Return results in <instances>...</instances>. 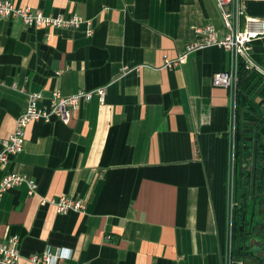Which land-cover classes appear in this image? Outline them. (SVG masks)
Wrapping results in <instances>:
<instances>
[{
  "label": "crops",
  "instance_id": "1",
  "mask_svg": "<svg viewBox=\"0 0 264 264\" xmlns=\"http://www.w3.org/2000/svg\"><path fill=\"white\" fill-rule=\"evenodd\" d=\"M11 1L82 21L0 18V139L32 93L42 108L53 92L104 88L105 97L94 93L67 124L52 116L25 127L21 151L0 169L21 178L0 201V241L18 238L21 264L46 250L68 255L57 264H228L234 97L211 80L234 55L186 49L206 24L224 35L214 0ZM239 6L238 30L262 31L249 43L260 63L264 0ZM62 195L85 208L57 212Z\"/></svg>",
  "mask_w": 264,
  "mask_h": 264
},
{
  "label": "built area",
  "instance_id": "2",
  "mask_svg": "<svg viewBox=\"0 0 264 264\" xmlns=\"http://www.w3.org/2000/svg\"><path fill=\"white\" fill-rule=\"evenodd\" d=\"M217 10L219 12L224 35L219 36L217 28L213 24H206L199 28L196 32V38L186 47L187 51L204 48L209 45H217L225 49L233 51L234 64L232 69L215 71L212 76L213 86L223 88H230L234 97V103L231 113V128L232 138L235 131V125L239 118V110L236 104V63L237 57L243 58L247 67H254L256 71L264 73V56L259 64L253 62L251 57V45L249 44L261 32L256 30H238L239 17L243 15L239 0H214ZM0 18L19 19L23 24L31 27L44 26L49 27H66L76 28L82 21V18L76 14L70 16L58 15H44L39 10H33L30 7H20L12 3L11 0H0ZM89 29L87 34L92 32ZM177 60H164V67L172 68ZM96 94L100 102L104 101L105 90L98 88L95 91L77 90L69 96H63L58 92H53L49 106L42 108L38 106L41 95L32 93L29 95L28 105L16 117L14 129L6 138L0 139V169L4 170L9 158L19 153L24 143V129L35 120L50 121L52 116L56 117L63 124H67L73 113L81 104L91 99L93 94ZM232 162L234 159L235 146L232 147ZM19 174L14 172H3L0 177V201L3 194L9 189L13 188L15 184L20 182ZM28 193H32L35 189V183L28 181ZM57 212H66L68 210L80 211L85 208V202L81 198H73L66 195L60 196L53 201ZM1 204V202H0ZM18 238L11 237L7 240L0 241V264H21L20 252L18 249ZM68 255L61 251L52 253L50 250L41 252L40 254H32L28 256V261L35 264H57L58 259H67ZM230 260H228L229 264ZM63 264H66L63 263Z\"/></svg>",
  "mask_w": 264,
  "mask_h": 264
},
{
  "label": "flooded vegetation",
  "instance_id": "3",
  "mask_svg": "<svg viewBox=\"0 0 264 264\" xmlns=\"http://www.w3.org/2000/svg\"><path fill=\"white\" fill-rule=\"evenodd\" d=\"M232 139L241 148L240 158L234 155L230 162L229 260L264 264V132L255 121L239 117ZM259 239L261 249L253 247Z\"/></svg>",
  "mask_w": 264,
  "mask_h": 264
},
{
  "label": "trees",
  "instance_id": "4",
  "mask_svg": "<svg viewBox=\"0 0 264 264\" xmlns=\"http://www.w3.org/2000/svg\"><path fill=\"white\" fill-rule=\"evenodd\" d=\"M253 62L259 64L258 57L251 55ZM236 104L239 117L252 120L264 132V73L249 68L243 58L236 63ZM240 144L235 145L236 159L240 158Z\"/></svg>",
  "mask_w": 264,
  "mask_h": 264
},
{
  "label": "water",
  "instance_id": "5",
  "mask_svg": "<svg viewBox=\"0 0 264 264\" xmlns=\"http://www.w3.org/2000/svg\"><path fill=\"white\" fill-rule=\"evenodd\" d=\"M232 139V138H231ZM233 144H234V146H235V142H234V139H232L231 140V149H232V147H233ZM257 242H259L260 244H262V242H261V240L259 239V240H257ZM258 243V244H259ZM262 246H263V244H262ZM262 246H260L259 245V247H257L258 249H261V247ZM229 264H256V263H254V262H252L251 260H242V261H233V262H229Z\"/></svg>",
  "mask_w": 264,
  "mask_h": 264
},
{
  "label": "rangeland",
  "instance_id": "6",
  "mask_svg": "<svg viewBox=\"0 0 264 264\" xmlns=\"http://www.w3.org/2000/svg\"><path fill=\"white\" fill-rule=\"evenodd\" d=\"M230 152H231V155H232V150H230ZM234 155H235V153H234ZM233 162H234V159H233ZM258 243H259V242H258ZM250 244H253V243H250ZM259 245L262 246V244L259 243V244H257V245H256V244H253V247H254V246H255V247H259ZM249 246L252 247V245H249Z\"/></svg>",
  "mask_w": 264,
  "mask_h": 264
}]
</instances>
